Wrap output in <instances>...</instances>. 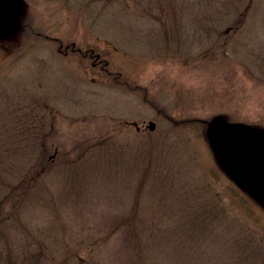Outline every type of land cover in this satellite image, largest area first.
I'll list each match as a JSON object with an SVG mask.
<instances>
[{"label": "rangeland", "instance_id": "1", "mask_svg": "<svg viewBox=\"0 0 264 264\" xmlns=\"http://www.w3.org/2000/svg\"><path fill=\"white\" fill-rule=\"evenodd\" d=\"M16 25L0 264H264V207L207 137L264 127V0H23Z\"/></svg>", "mask_w": 264, "mask_h": 264}, {"label": "water", "instance_id": "2", "mask_svg": "<svg viewBox=\"0 0 264 264\" xmlns=\"http://www.w3.org/2000/svg\"><path fill=\"white\" fill-rule=\"evenodd\" d=\"M22 5L23 0H0V37L17 27ZM147 127L153 129L154 122ZM207 137L225 172L264 207V128L218 116L209 122Z\"/></svg>", "mask_w": 264, "mask_h": 264}]
</instances>
